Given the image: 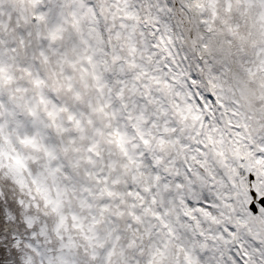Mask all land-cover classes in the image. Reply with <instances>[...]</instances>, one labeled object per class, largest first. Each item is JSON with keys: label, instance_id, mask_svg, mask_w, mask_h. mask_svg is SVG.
I'll use <instances>...</instances> for the list:
<instances>
[{"label": "snow or ice", "instance_id": "snow-or-ice-1", "mask_svg": "<svg viewBox=\"0 0 264 264\" xmlns=\"http://www.w3.org/2000/svg\"><path fill=\"white\" fill-rule=\"evenodd\" d=\"M0 264H264V0H0Z\"/></svg>", "mask_w": 264, "mask_h": 264}]
</instances>
